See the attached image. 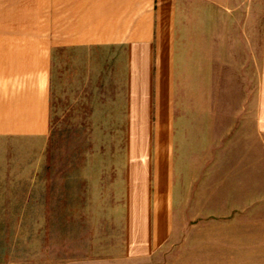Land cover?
Instances as JSON below:
<instances>
[{
  "label": "crops",
  "instance_id": "obj_1",
  "mask_svg": "<svg viewBox=\"0 0 264 264\" xmlns=\"http://www.w3.org/2000/svg\"><path fill=\"white\" fill-rule=\"evenodd\" d=\"M52 100L101 105L121 138L103 166L119 190L84 178L87 207L120 227L118 261L187 233L219 250L196 264H264L244 251L264 217V0H0V138L50 137Z\"/></svg>",
  "mask_w": 264,
  "mask_h": 264
},
{
  "label": "rangeland",
  "instance_id": "obj_2",
  "mask_svg": "<svg viewBox=\"0 0 264 264\" xmlns=\"http://www.w3.org/2000/svg\"><path fill=\"white\" fill-rule=\"evenodd\" d=\"M57 75H54L55 84ZM83 101L87 100H52L50 137L0 138V264H127L117 259L121 256L117 249L120 227L113 222L115 218L87 207L89 192H84L90 190L84 178L88 177L95 189L98 175H103L108 193L119 190L117 181L113 186L110 183V168L103 166H110L111 148L117 147L121 138L116 134L106 136L107 123L99 111L101 105L96 103L95 112L84 116ZM259 144L258 208L261 210L264 209V135H260ZM91 150L95 151L92 158ZM114 160H119L117 152ZM82 165L85 167L81 168ZM80 195L85 205L79 209ZM197 220L201 218L190 217L186 223L194 224ZM258 220V226L249 235L253 234L259 248L244 251L249 256L257 251L261 258L264 257V217ZM217 232L218 228L214 227L210 234L219 237ZM181 235L178 245H168L149 260L131 264H196L198 257L219 252L198 248L197 242H187V233ZM208 240L212 239L208 236L206 245L210 244Z\"/></svg>",
  "mask_w": 264,
  "mask_h": 264
}]
</instances>
